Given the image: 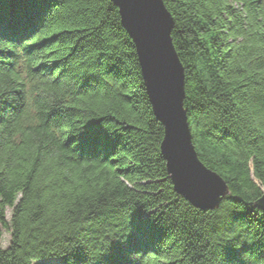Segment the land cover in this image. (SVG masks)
<instances>
[{
  "label": "trees",
  "instance_id": "16d2710c",
  "mask_svg": "<svg viewBox=\"0 0 264 264\" xmlns=\"http://www.w3.org/2000/svg\"><path fill=\"white\" fill-rule=\"evenodd\" d=\"M162 1L192 143L229 194L174 190L111 0H0V264H264V0Z\"/></svg>",
  "mask_w": 264,
  "mask_h": 264
},
{
  "label": "water",
  "instance_id": "95a60500",
  "mask_svg": "<svg viewBox=\"0 0 264 264\" xmlns=\"http://www.w3.org/2000/svg\"><path fill=\"white\" fill-rule=\"evenodd\" d=\"M131 38L147 96L163 126L160 152L174 190L194 207L213 210L229 190L225 181L198 158L191 139L184 69L171 39L173 20L162 0H111ZM264 211V193L256 201Z\"/></svg>",
  "mask_w": 264,
  "mask_h": 264
},
{
  "label": "rangeland",
  "instance_id": "374dc122",
  "mask_svg": "<svg viewBox=\"0 0 264 264\" xmlns=\"http://www.w3.org/2000/svg\"><path fill=\"white\" fill-rule=\"evenodd\" d=\"M5 212H6V217L8 218L9 215H10V210L9 209H6ZM0 230H1L0 246L2 248H5L8 245L10 235L1 226H0ZM47 262H49L50 264H58L59 263V261L57 259H49V260H47Z\"/></svg>",
  "mask_w": 264,
  "mask_h": 264
}]
</instances>
